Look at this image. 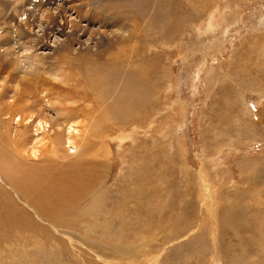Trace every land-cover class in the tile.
I'll return each mask as SVG.
<instances>
[{
  "label": "rangeland",
  "instance_id": "rangeland-1",
  "mask_svg": "<svg viewBox=\"0 0 264 264\" xmlns=\"http://www.w3.org/2000/svg\"><path fill=\"white\" fill-rule=\"evenodd\" d=\"M26 1L0 5L14 21L36 17ZM88 1L129 39L85 23L71 38L51 31L24 67L0 47V208L15 213L0 209V264H264V0ZM15 94L35 117L77 107L82 146L64 137L58 155L45 150L48 128L8 118ZM17 139L23 165L90 185L54 214L32 205L3 166L16 167Z\"/></svg>",
  "mask_w": 264,
  "mask_h": 264
},
{
  "label": "bare ground",
  "instance_id": "bare-ground-1",
  "mask_svg": "<svg viewBox=\"0 0 264 264\" xmlns=\"http://www.w3.org/2000/svg\"><path fill=\"white\" fill-rule=\"evenodd\" d=\"M37 1H38V4L35 6V8L39 7V10H38V14L34 15L36 17H33V16L31 17L29 12L28 13L25 12L23 14L21 13L22 14L21 19H19L18 21H16V20L14 21L12 19V15H8L7 12L4 11V7H1V5H0V47L1 48L5 47V49L2 50V53H3L2 57H4V59H5V58H8L11 56V59L14 61L16 66L20 65L21 67H24L26 64V60H30L34 54V52L32 51L33 48H35L36 44H38V42H40V41L41 42L48 41L46 39L50 36L51 31H53L55 33V35L58 36V38H62V37L67 38V37L76 35L79 32V30L81 29V27H84L85 25H87V27H88L92 24L91 25L92 28L99 26V33H101V34L106 33L105 31L109 30L111 28V30H109V34L112 36L113 41L125 42L129 39V37L123 31H121L120 28H117V26L115 24H113L111 26H107L106 25L107 23H105V21L102 19L103 17L101 18L96 13H93L92 8H91L92 7L91 2L89 3L88 0H63V1L61 0L62 2L57 3L55 7L50 6L51 3L49 4V1H43V0H37ZM50 1L52 2V0H50ZM29 2H31V1H29ZM199 2H200V0H199ZM55 3H56V1L53 0L52 5H55ZM61 3H62V5H61ZM65 3L67 5L66 9L63 6V4H65ZM45 6L47 8H45ZM216 10H217V7L212 8L208 12L207 15H209V17H210V15H211V17L215 16L214 12ZM26 14H28V15H26ZM34 14H35V12H34ZM67 14H68V16H66ZM24 16H25V19H22V17H24ZM38 16H40V17H38ZM109 18H111V17L109 16ZM84 23H85V25L82 26ZM106 27H110V28L106 29ZM34 29H36L35 32H34ZM210 29H212V28H210ZM211 31H213V30H211ZM21 32L24 34L23 36L25 38L22 37V41L20 42V46H19L16 44L17 41H15V40L20 36V34H22ZM93 33H96V32L94 31ZM58 38H55L54 41L60 40ZM109 38L110 37H108V39ZM109 41H111V40H109ZM63 48H64V50H68L70 47H69V45H66ZM20 49H21L20 56L15 55V50L19 51ZM27 52H28V54H27ZM113 63H114V65H121L122 67L127 66L126 61L114 60ZM57 76L58 75L55 74V77H57ZM21 77H23V76H20L18 78H21ZM145 77H146L145 75L141 76V80L143 81L145 79ZM128 89H129V87H128ZM124 90H127V89H124ZM129 90H127V91H129ZM116 91H117V88H116ZM116 91L114 89L115 93H116ZM119 91H117V93H119ZM127 91H125V92L127 93ZM3 92H4V90L2 88H0V95L2 94V96L4 97ZM126 93H124L123 95L118 94L119 98H115L116 100L114 101L113 104L114 105H116L118 103L122 104V102L133 98V95L132 96L130 95L131 92H129V95H128V93L126 95ZM113 95H115V94H113ZM129 96H131V97H129ZM15 97H16L15 100L14 101L12 100L13 102L8 106L9 107L8 111H7L8 118L11 117L12 113L15 114L16 112L17 113L21 112L23 114V116L26 115V117H24V118L22 117L23 121H26L29 123L35 122L36 126L38 127L37 129H35L36 131L39 132L40 129L45 130V128H48L46 134H41V136L37 137L40 142H43L44 140H46V142L44 143L45 150H50L51 153L52 152L54 153L53 155H58L59 152H56V151H58V149L62 145V140L64 137H65L66 143L68 144V147L70 150H72V151L78 150L82 146V144L85 141V134H83L84 132H79V129H77L78 127L75 125V123L73 124V122H72V121H75V119L82 117L80 113L76 114L79 112V109L77 107H74V105H75L74 101H72L73 103L71 101H69L70 107H72V108L74 107L72 110L70 108L67 109V108H64L61 106L60 108L51 109V111L47 112L45 115H43V117H40V115L35 117V115H37L39 113L38 108H36V113L32 112L30 107L27 105L26 100H22L20 98H17V94H15ZM59 104H61V103H59ZM128 105H130V104H128ZM113 108H115V106ZM80 112H82V111H80ZM33 117H35L36 120L32 121ZM84 118H85V116H83V119ZM5 125H9V124H5ZM94 127H95V125L91 122L86 130L93 129ZM26 128H28V127H26ZM50 133H52V134L49 135ZM78 133L82 137L81 141H78V139H77L79 136ZM44 136H46V137H44ZM16 141L17 142H15L13 140L11 143L14 146V148H17V150H18L17 155H14V153H11L12 156L16 157V161H17V163L15 165L16 167L15 166H14L15 168H13V166L10 167L8 164H3V166L5 167L4 169L6 170L7 175L13 177L12 183L15 186L14 188L17 190V192L20 194V196L25 198L32 205L33 204H35V205L39 204L40 205L42 202L43 204H45L47 206V209H49V210L51 209V211L54 214L55 212L58 211V209L55 207V204L57 202H62V201L64 202L67 199L72 198L75 195L80 194V192H83L84 189L86 190L88 188V185H90L89 179L87 180L88 177L84 176V174L80 171L81 166L73 169L72 172L73 173H76V172L82 173L83 175L79 176V177L75 175V178H74L73 177L74 175H71L70 173L63 174L62 172L56 173L53 176H48L47 172L44 170L34 171V169L29 167L27 164L23 165V163H21V159H24L23 152H25V150H26L25 148L27 147V145L25 146L24 144H28V143H24L22 139L21 140L17 139ZM9 149L11 150V148H9ZM33 150H34V148H33ZM2 152H3V150H2ZM12 158H11V160H12ZM15 170H18V171H15ZM14 171L17 173L16 176L13 175ZM6 173H4V175H6ZM82 184H86V186L83 188ZM5 203L7 206V202H5ZM95 203L97 205V199L95 200ZM3 204H1V205L3 206ZM4 206H5V204H4ZM4 206H3V208H5ZM3 208H0L2 216L4 218H8L11 222V220H13V215H15V213L10 211L11 210L10 208H9L10 210H7L8 207L6 210ZM40 208L42 209V207H40ZM56 216H57V214H56ZM0 219H2V217H0ZM4 224H7V223H4ZM14 224H16V223H14ZM23 224H24V222H23ZM3 227H5V225Z\"/></svg>",
  "mask_w": 264,
  "mask_h": 264
}]
</instances>
